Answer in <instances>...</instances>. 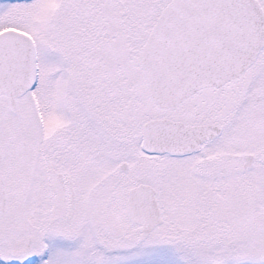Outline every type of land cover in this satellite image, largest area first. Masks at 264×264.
Returning <instances> with one entry per match:
<instances>
[{"label":"snow or ice","instance_id":"obj_1","mask_svg":"<svg viewBox=\"0 0 264 264\" xmlns=\"http://www.w3.org/2000/svg\"><path fill=\"white\" fill-rule=\"evenodd\" d=\"M0 264H264V0H0Z\"/></svg>","mask_w":264,"mask_h":264}]
</instances>
